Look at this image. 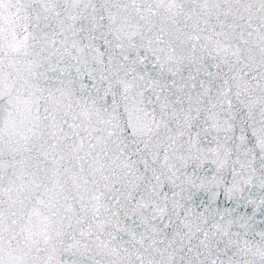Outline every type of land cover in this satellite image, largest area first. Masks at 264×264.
I'll return each mask as SVG.
<instances>
[{"label":"snow or ice","instance_id":"obj_1","mask_svg":"<svg viewBox=\"0 0 264 264\" xmlns=\"http://www.w3.org/2000/svg\"><path fill=\"white\" fill-rule=\"evenodd\" d=\"M0 264H264V0H0Z\"/></svg>","mask_w":264,"mask_h":264}]
</instances>
